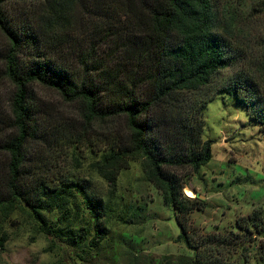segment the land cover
Listing matches in <instances>:
<instances>
[{
	"label": "trees",
	"instance_id": "16d2710c",
	"mask_svg": "<svg viewBox=\"0 0 264 264\" xmlns=\"http://www.w3.org/2000/svg\"><path fill=\"white\" fill-rule=\"evenodd\" d=\"M215 1L0 0V33L7 41L0 86L11 90L7 114L0 112V154L8 156L0 161V215L25 214L51 242L92 254L108 239L101 223L109 209L91 182L115 187L139 162L145 180L174 210L177 241L193 251L180 264H249L243 252L233 262L220 257L236 250L233 231L232 238L210 233L196 243L187 228L200 207L198 197L184 196V178L212 157V141L203 137L207 105L223 93L234 95L264 137V93L250 68L219 83L222 71L246 59L228 37L247 17L237 10L222 22ZM245 2L242 11L264 12V0ZM7 6L22 19L9 18ZM36 86L56 91L73 106L76 121L51 130L41 123L37 117L45 110ZM62 150H71L77 163L85 151L92 179L64 174L69 171L56 156ZM260 251L264 263V243Z\"/></svg>",
	"mask_w": 264,
	"mask_h": 264
},
{
	"label": "rangeland",
	"instance_id": "374dc122",
	"mask_svg": "<svg viewBox=\"0 0 264 264\" xmlns=\"http://www.w3.org/2000/svg\"><path fill=\"white\" fill-rule=\"evenodd\" d=\"M215 3L222 22L237 10L242 17H247L246 24L228 37L234 47H240L246 59L222 71L219 83L250 68L264 93V12L259 9L252 15L251 9L242 11L245 0H216ZM6 9L9 18L16 22L19 17L22 19L16 7L7 6ZM6 43L0 33V51L6 49ZM69 62L73 64V60ZM10 94L9 87L2 84L1 113L8 112ZM34 96L39 109L45 110L37 119L41 123L45 120L50 130L56 125L74 122L73 106L63 101L56 91L36 86ZM204 115L203 137L212 141V157L196 174L184 173L189 174L184 178V196L195 199L196 194L201 195L197 203L200 210L190 214L187 228L192 231L196 243L210 233L229 236L228 232L233 231L240 237H233L236 250L220 253V257L233 262L243 252L249 264H264L260 251L264 243V137L259 125L251 120L234 95H218L204 109ZM53 144L56 145L54 141ZM36 151H40L39 147ZM71 155V150L56 152L60 168L69 171L63 173L91 180L86 171L85 151L79 153V163ZM30 157L35 160L37 156L33 152ZM0 161L8 162V156L0 154ZM91 184L94 196L102 198L109 209L101 223L109 235L100 250L89 255L74 252L63 242H51V238L37 232V226L25 214L0 215V239H4L0 246V264H180L194 257L184 242L177 241L181 230L174 210L164 204L161 193L145 180L139 162H133L120 174L115 187L97 178ZM238 220L250 231L238 230ZM252 221L258 225L251 228ZM242 240L248 242L242 243Z\"/></svg>",
	"mask_w": 264,
	"mask_h": 264
},
{
	"label": "water",
	"instance_id": "95a60500",
	"mask_svg": "<svg viewBox=\"0 0 264 264\" xmlns=\"http://www.w3.org/2000/svg\"><path fill=\"white\" fill-rule=\"evenodd\" d=\"M195 193H196V192H195ZM195 196H196V197H201V195H199V194H196Z\"/></svg>",
	"mask_w": 264,
	"mask_h": 264
}]
</instances>
